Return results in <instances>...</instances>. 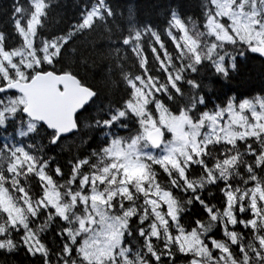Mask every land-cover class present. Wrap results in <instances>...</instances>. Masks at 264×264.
<instances>
[{"label": "snow or ice", "instance_id": "obj_1", "mask_svg": "<svg viewBox=\"0 0 264 264\" xmlns=\"http://www.w3.org/2000/svg\"><path fill=\"white\" fill-rule=\"evenodd\" d=\"M61 6L0 28V264H264V87L223 91L264 60V0Z\"/></svg>", "mask_w": 264, "mask_h": 264}, {"label": "trees", "instance_id": "obj_2", "mask_svg": "<svg viewBox=\"0 0 264 264\" xmlns=\"http://www.w3.org/2000/svg\"><path fill=\"white\" fill-rule=\"evenodd\" d=\"M12 2L13 0H0V28H6L8 31H11V26L6 23V21L7 16L10 14L9 6ZM90 2L91 0H60L62 6L57 9L60 16L53 20V24L60 27L66 23L75 22V18L78 16L80 8L84 4ZM113 2L119 5L121 10L125 11V14L128 7H136L138 4V16L143 20L157 24H162L164 22L168 6L174 4V0H113ZM180 2L184 4L189 15L196 13L198 0H180ZM4 9H7V12L2 11ZM57 21H59L58 25ZM99 43L103 45L104 41L101 40ZM253 55L255 56L257 54ZM262 70H264V60L256 58L249 61L241 76L234 80L230 85H227L223 91L227 92L229 88H232L239 93L251 95L261 94L259 90L264 87V71ZM99 71L100 69L97 68L96 72ZM84 148H87V145H84L81 150ZM71 150H75L74 146ZM68 151L69 147L66 146L65 154H67ZM14 259L15 264H30V260L27 257H24L22 253Z\"/></svg>", "mask_w": 264, "mask_h": 264}]
</instances>
